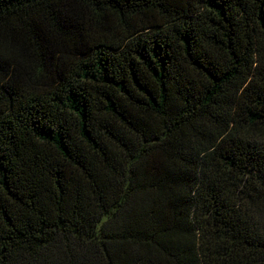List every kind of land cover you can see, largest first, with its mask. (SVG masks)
Wrapping results in <instances>:
<instances>
[{
	"label": "trees",
	"instance_id": "1",
	"mask_svg": "<svg viewBox=\"0 0 264 264\" xmlns=\"http://www.w3.org/2000/svg\"><path fill=\"white\" fill-rule=\"evenodd\" d=\"M0 264H264V0H0Z\"/></svg>",
	"mask_w": 264,
	"mask_h": 264
}]
</instances>
